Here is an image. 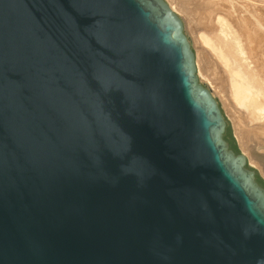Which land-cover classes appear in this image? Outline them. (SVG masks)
Listing matches in <instances>:
<instances>
[{
	"label": "water",
	"instance_id": "95a60500",
	"mask_svg": "<svg viewBox=\"0 0 264 264\" xmlns=\"http://www.w3.org/2000/svg\"><path fill=\"white\" fill-rule=\"evenodd\" d=\"M256 173L165 0H0V264H264Z\"/></svg>",
	"mask_w": 264,
	"mask_h": 264
},
{
	"label": "bare ground",
	"instance_id": "6f19581e",
	"mask_svg": "<svg viewBox=\"0 0 264 264\" xmlns=\"http://www.w3.org/2000/svg\"><path fill=\"white\" fill-rule=\"evenodd\" d=\"M262 2L168 0V5L182 15L203 50L198 64L206 87L235 110V135L243 152L264 172V11L261 18L252 17Z\"/></svg>",
	"mask_w": 264,
	"mask_h": 264
},
{
	"label": "rangeland",
	"instance_id": "374dc122",
	"mask_svg": "<svg viewBox=\"0 0 264 264\" xmlns=\"http://www.w3.org/2000/svg\"><path fill=\"white\" fill-rule=\"evenodd\" d=\"M167 3H168V0H165ZM262 3H264V2H262ZM262 3H258V5H260V4H262ZM263 5V6H262ZM262 5H260L259 7H258V12H256V14L254 13L253 15H252V17L255 15L257 18H258V16H259V18H261L260 16H262V14L264 15V13H262V11H264V4H262ZM262 6V7H261ZM261 7V8H260ZM259 9H262L261 11L259 10ZM262 14H261V13ZM180 18H181V20H182V22H183V25H184V33L186 34V36H187V38H188V40H189V42H190V44H191V47H192V49H193V51H194V54H195V62H196V67H197V76H198V78H199V81L203 84V85H205L206 86V84H205V81L203 80V78L201 77L202 76V69L199 67V65H200V63L198 64V62H199V53H201V50L202 49H200L201 47H199V45H198V43H196L195 41H194V38L189 34V32L187 31V29H186V24H185V20L183 19V17H182V15L181 14H179V13H177V12H175ZM247 15H251V13L249 14L248 12L246 13ZM246 14H244V15H246ZM248 16V17H249ZM255 16H254V19H256L255 18ZM251 17V16H250ZM264 17V16H263ZM251 19V18H250ZM254 19H252V20H254ZM203 51V50H202ZM201 56H202V53H201ZM200 69H201V71H200ZM212 95H213V97L217 100V102H218V105H219V107H220V109H222V111H223V113L225 114V116H226V118H227V120L229 121V123H230V125H231V127H232V129H233V132H234V134H235V127H234V116H235V114H236V112H235V110L233 109L232 110V106H230V105H227L226 103H224L223 101V98L222 97H220L218 94H214V93H212ZM228 107H227V106ZM231 107V108H230ZM234 115V116H233ZM236 136V135H235ZM237 141H238V139H237ZM239 143V142H238ZM240 145V144H239ZM241 147V146H240ZM241 150H242V148H241ZM242 152H243V150H242ZM243 154L246 156V159H247V164L249 165V166H251V167H253V168H255L256 170H257V172H258V175L260 176V178H262L263 179V181H264V172L261 170V167L259 168L258 167V165H256V164H254V163H252V161H251V159H250V157L247 155V154H245L244 152H243Z\"/></svg>",
	"mask_w": 264,
	"mask_h": 264
},
{
	"label": "trees",
	"instance_id": "16d2710c",
	"mask_svg": "<svg viewBox=\"0 0 264 264\" xmlns=\"http://www.w3.org/2000/svg\"><path fill=\"white\" fill-rule=\"evenodd\" d=\"M224 139L229 143L230 145V148L235 152V153H238V149H237V146H236V143H235V140L234 138L232 137V134H231V129H230V126L229 124H227L226 126V130H225V133H224ZM256 178H257V181L264 187V181L260 178V176L257 175L256 173Z\"/></svg>",
	"mask_w": 264,
	"mask_h": 264
}]
</instances>
